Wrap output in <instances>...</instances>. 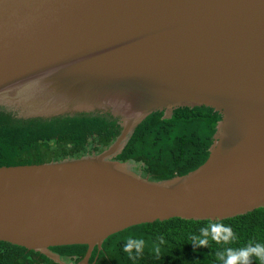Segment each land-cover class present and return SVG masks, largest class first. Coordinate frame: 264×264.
Here are the masks:
<instances>
[{"label": "water", "instance_id": "1", "mask_svg": "<svg viewBox=\"0 0 264 264\" xmlns=\"http://www.w3.org/2000/svg\"><path fill=\"white\" fill-rule=\"evenodd\" d=\"M220 115L196 169L151 181L117 161L154 112ZM0 108L18 119L109 115L99 153L0 167V241L76 264L129 227L264 207V0H0ZM94 264V263H92Z\"/></svg>", "mask_w": 264, "mask_h": 264}, {"label": "trees", "instance_id": "2", "mask_svg": "<svg viewBox=\"0 0 264 264\" xmlns=\"http://www.w3.org/2000/svg\"><path fill=\"white\" fill-rule=\"evenodd\" d=\"M220 115L208 107L177 108L169 119L154 112L142 121L120 162L151 181L182 176L205 162ZM120 126L109 115L18 119L0 108V167L40 164L99 153ZM85 245L51 247L68 264ZM264 264V207L221 221L171 218L129 227L95 247L89 264ZM0 264H58L43 254L0 241Z\"/></svg>", "mask_w": 264, "mask_h": 264}, {"label": "rangeland", "instance_id": "3", "mask_svg": "<svg viewBox=\"0 0 264 264\" xmlns=\"http://www.w3.org/2000/svg\"><path fill=\"white\" fill-rule=\"evenodd\" d=\"M134 168H135L134 164L127 162V169L134 172L135 174H138L141 176V174L139 172L135 171Z\"/></svg>", "mask_w": 264, "mask_h": 264}]
</instances>
